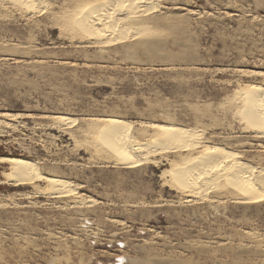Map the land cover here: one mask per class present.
<instances>
[{"label": "rangeland", "instance_id": "rangeland-1", "mask_svg": "<svg viewBox=\"0 0 264 264\" xmlns=\"http://www.w3.org/2000/svg\"><path fill=\"white\" fill-rule=\"evenodd\" d=\"M91 8L101 33L79 23ZM248 87L264 99V0H0V157L35 167L0 162V264H264Z\"/></svg>", "mask_w": 264, "mask_h": 264}, {"label": "bare ground", "instance_id": "bare-ground-1", "mask_svg": "<svg viewBox=\"0 0 264 264\" xmlns=\"http://www.w3.org/2000/svg\"><path fill=\"white\" fill-rule=\"evenodd\" d=\"M24 2L30 3L31 0H24ZM108 16L109 13L105 8H91L88 13H86L85 16L82 17L79 23L82 26H86V29L88 30L92 29L93 33H97L100 32L99 30L103 28L102 25L104 24ZM251 88H245L243 91H241L240 95L242 98L246 99L248 103L247 106H249L244 110L247 112L248 120L251 122L252 125H258L259 128V126H264V99L257 95V93H255V91ZM103 126L104 130L102 131L100 137L102 138V141L105 143L107 148L117 156V159L119 158L120 160L125 161L126 163H134V160L132 159L134 157H132V151L130 150L129 144L126 140V136L121 133L122 125L117 120L106 119L103 122ZM152 128L153 132L157 135H155L158 138L157 141H173L182 134V132L175 127H169L161 124H153ZM207 152L210 155H213L212 158L217 154L216 149H210ZM0 162L7 163L10 171L13 174H19L26 170H32V168H35L33 166V163L22 158L0 157ZM202 162H204V160H202L200 164ZM240 169V166L234 169V172H232V174L230 175V179H233V183L239 186L240 190L245 196H249L250 194H246L251 187V181H249L246 176L241 175V172H238ZM172 172H174V179L177 180L179 183L185 185V187H192L194 183L193 181H196V179L192 177L193 175L191 174H186L176 169H174ZM48 182H51V180ZM53 182L54 184L56 183L55 181ZM248 198L251 197L249 196Z\"/></svg>", "mask_w": 264, "mask_h": 264}]
</instances>
